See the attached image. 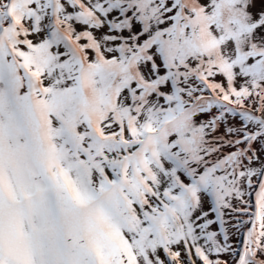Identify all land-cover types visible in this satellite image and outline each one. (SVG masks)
Wrapping results in <instances>:
<instances>
[{
	"label": "snow or ice",
	"instance_id": "1",
	"mask_svg": "<svg viewBox=\"0 0 264 264\" xmlns=\"http://www.w3.org/2000/svg\"><path fill=\"white\" fill-rule=\"evenodd\" d=\"M0 264H264V0H0Z\"/></svg>",
	"mask_w": 264,
	"mask_h": 264
}]
</instances>
